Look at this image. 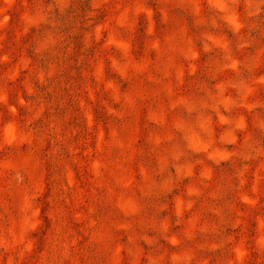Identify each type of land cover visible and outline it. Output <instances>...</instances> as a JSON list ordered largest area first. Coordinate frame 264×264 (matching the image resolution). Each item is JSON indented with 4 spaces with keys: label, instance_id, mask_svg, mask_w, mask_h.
Wrapping results in <instances>:
<instances>
[{
    "label": "rangeland",
    "instance_id": "374dc122",
    "mask_svg": "<svg viewBox=\"0 0 264 264\" xmlns=\"http://www.w3.org/2000/svg\"><path fill=\"white\" fill-rule=\"evenodd\" d=\"M0 264H264V0H0Z\"/></svg>",
    "mask_w": 264,
    "mask_h": 264
}]
</instances>
